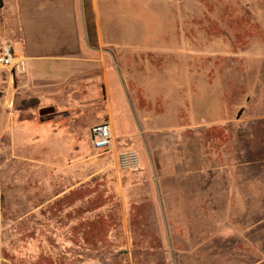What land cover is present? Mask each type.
<instances>
[{"label":"rangeland","instance_id":"obj_1","mask_svg":"<svg viewBox=\"0 0 264 264\" xmlns=\"http://www.w3.org/2000/svg\"><path fill=\"white\" fill-rule=\"evenodd\" d=\"M186 1H101V28L112 43L129 46L101 52L124 92L96 95L86 74L78 95L59 88L40 99L23 90V75L12 82L0 70V264H264L263 17L254 24L245 17L236 28L228 14L217 16L228 1ZM220 22L226 42L232 32L254 36L253 55L215 56ZM187 72L208 94L222 84L220 127L207 129L205 143L157 128L142 139L136 106L176 128L198 113L181 110V95H140L141 79L154 74L169 87L170 77L181 84ZM35 98L39 107L24 108ZM45 107L56 113L41 119ZM104 122L113 123L112 145L97 151L90 130ZM125 149L139 152V172L121 169Z\"/></svg>","mask_w":264,"mask_h":264},{"label":"crops","instance_id":"obj_2","mask_svg":"<svg viewBox=\"0 0 264 264\" xmlns=\"http://www.w3.org/2000/svg\"><path fill=\"white\" fill-rule=\"evenodd\" d=\"M64 1H68V7L64 5ZM70 1L74 2L70 3ZM101 1L0 0V44L6 42V40L12 41L15 50L20 49L21 51L18 50L20 54L27 58L28 72L23 75L22 84V88L26 93H29L32 97L41 99L47 93L55 96L58 94L56 90L63 88L70 96L78 95L80 80L82 84H85L86 80L84 81V79L86 78V74L89 84H92L95 89L94 93L96 95H109L112 88L114 91L123 90L124 92L122 79L119 78V84L115 83V79L112 77L111 71L107 66L108 56L101 52H103L102 49L111 46H129H120L112 43L101 28L99 14ZM169 1L179 6H184L187 2L186 0ZM227 1L230 5V11L227 10L225 13L224 9L221 8L218 10L220 13L218 12L217 16L228 14L231 17L230 24L232 27L238 28L234 22L243 20L245 17L251 19L249 21L254 24L256 17L262 14V34L257 35V38L264 49V3L262 7H255L250 2L259 0H214L216 5L221 6L228 4ZM48 5L51 6V9H47ZM204 10H206V7ZM183 11V14L187 15L186 21L188 23V26H186L187 30H185V24L182 25L183 31H187V40L184 41L187 47L191 43L192 12L189 6H187L186 10L183 9ZM221 25L222 23L219 25L221 34H216L213 42L211 41L213 43L211 47H213L215 56H224L228 53H237L238 56L253 55L250 53L252 48L250 43L254 39L252 38L254 36L239 39L232 32L228 38L231 39L230 42H226L225 38L221 39L223 33ZM195 30L201 32L202 27L198 25ZM199 37L202 40L203 35L200 34ZM203 39H207L206 34ZM180 44L176 43V46ZM258 57H262L261 72L262 79L264 80V53L263 56ZM182 60L184 62V59ZM196 76L189 72L183 74L181 84L175 83L176 77H170L167 81L169 87L160 85V79L154 74H151V77H149L150 81L141 79L140 95L156 97V101L159 99L157 97L181 95L183 97L181 102H179L180 106H182L181 110L183 109L188 113H198L193 118V121L191 119L187 120L188 122L184 123V125L176 128L166 126L163 123V121H166L165 117L157 118L154 112L149 113L146 109L136 106L137 119L143 131L140 134L142 139H144V136L148 137V133H153L155 128H157L156 133L158 135L181 133L184 139H186L188 134L191 135L192 133L195 138L205 143L207 129L220 127L221 120L217 121L216 115L217 112H221L222 110V92L220 91L222 84L218 83L216 85L217 88L215 87L208 94L206 84L194 82ZM219 77L221 79L222 75H219ZM198 78L202 80L200 73L198 74ZM175 89L178 91H175ZM209 95L210 98H208ZM167 100H165L166 104ZM151 104L153 106L156 105L153 100ZM169 106L170 104H167L164 107L165 111H168L167 108ZM195 119L196 121H194ZM110 125L112 129L113 123ZM202 152L205 158L206 148Z\"/></svg>","mask_w":264,"mask_h":264},{"label":"built area","instance_id":"obj_3","mask_svg":"<svg viewBox=\"0 0 264 264\" xmlns=\"http://www.w3.org/2000/svg\"><path fill=\"white\" fill-rule=\"evenodd\" d=\"M0 70L9 74L13 82L15 77L27 74V58L16 52L11 43L0 46ZM91 143L95 150H107L112 145V129L108 122L93 126L90 130ZM119 165L127 172H139L142 168L140 154L135 149H125L119 153Z\"/></svg>","mask_w":264,"mask_h":264},{"label":"water","instance_id":"obj_4","mask_svg":"<svg viewBox=\"0 0 264 264\" xmlns=\"http://www.w3.org/2000/svg\"><path fill=\"white\" fill-rule=\"evenodd\" d=\"M55 113H56V109L54 107H45L40 109L39 111V115L41 119L45 117L53 116Z\"/></svg>","mask_w":264,"mask_h":264},{"label":"trees","instance_id":"obj_5","mask_svg":"<svg viewBox=\"0 0 264 264\" xmlns=\"http://www.w3.org/2000/svg\"><path fill=\"white\" fill-rule=\"evenodd\" d=\"M39 107V99H31L29 101H24V108Z\"/></svg>","mask_w":264,"mask_h":264}]
</instances>
